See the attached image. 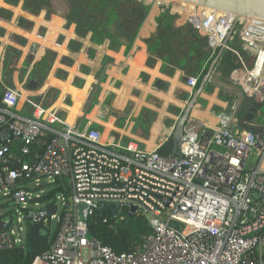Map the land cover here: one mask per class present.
Segmentation results:
<instances>
[{
	"label": "built area",
	"instance_id": "built-area-1",
	"mask_svg": "<svg viewBox=\"0 0 264 264\" xmlns=\"http://www.w3.org/2000/svg\"><path fill=\"white\" fill-rule=\"evenodd\" d=\"M182 4L176 12L214 52L228 39L224 54L234 57L237 69L227 80L257 107L255 125L236 131L231 116L217 124L192 117L179 154L166 157L136 142H104L101 130L69 124L60 109L40 105L23 115L18 92L4 87L0 194L14 202L18 230L14 219L3 220L10 225L0 230V252L25 250L28 220L47 205L57 207L41 224L51 233L62 201L54 242L33 264H264V19ZM198 82L186 81L192 90ZM43 181L61 188L59 196L43 201L48 193L34 195ZM102 204V213L109 209L116 224L132 208L148 220L152 233L137 251L118 254L90 237L87 223Z\"/></svg>",
	"mask_w": 264,
	"mask_h": 264
},
{
	"label": "crops",
	"instance_id": "crops-1",
	"mask_svg": "<svg viewBox=\"0 0 264 264\" xmlns=\"http://www.w3.org/2000/svg\"><path fill=\"white\" fill-rule=\"evenodd\" d=\"M2 3L3 5H0V96L6 84L4 62L10 59L15 63L11 82L12 88L18 92L20 97L19 112L26 115L24 114L26 104H32L34 107L36 105L31 103V100L40 97V104L46 105V108L62 110L61 117L66 121L72 114V117L76 116L73 124L78 123L82 126L91 124L101 130L104 142L115 144L136 142L145 149L151 138L153 125L160 126L155 140L156 147L153 151L161 150L171 139L174 126L187 106L185 95L187 91L192 92V89L187 86V77L184 72L167 68L164 71L163 62L155 58L151 60L148 53V47L144 41L156 31V18L160 13H156V17L151 20L148 19L140 31V38L132 48L122 47L114 51L110 40L97 45L93 42L92 33L82 38L76 34L74 27L64 30L71 31L72 37H68L64 32L57 35L55 30L49 32L48 23L55 19L48 20L47 11L45 12L47 8L44 11L41 10L40 14L33 15L24 9V2L21 3L22 6L20 3L17 6L9 5L6 0H2ZM16 8L20 9L17 13ZM40 18L42 22L38 24V20L35 19ZM172 24L169 33L177 36L180 28L177 29ZM191 37L184 40V44L188 47L195 44V40ZM8 48L20 52V58L17 59L12 54H8ZM48 52H54L57 59L50 72L44 75L46 79L42 87L38 88L36 87L38 85L36 82L40 79L37 75L40 69L38 65L46 58ZM133 67L138 68L137 76L131 73ZM59 70L67 75L65 79H60L56 75ZM216 75L228 79L234 74L229 73L222 76L220 64ZM50 78L58 82L70 80L71 86L67 92L72 94L62 97V86L50 85ZM76 82L80 87H77ZM211 85L214 84H209L199 97L198 104L194 107L190 118L193 117L198 122L217 124L219 121L215 122V117L217 116L220 120L217 108L224 107L226 104L220 99L219 93L208 94ZM52 89L58 91L55 94L58 97L55 100L51 98L50 103L46 104L47 96ZM216 89L221 91L218 86ZM122 90H129L128 98L122 107H118V93ZM93 101L94 106H90ZM201 101L206 102V105ZM60 102L65 107H59ZM73 106H78L75 107L78 109L71 110ZM129 106L135 109V116L126 121V127L123 121L120 127H116L117 119L108 117V111L111 109L123 114ZM141 116L144 117L142 122H140ZM250 119L251 117L248 116V123H235V125L232 124V128L234 127L236 131L251 129L255 123L254 117ZM136 122H140L141 125L136 126ZM141 126L142 129H140ZM108 129H111L109 136H104Z\"/></svg>",
	"mask_w": 264,
	"mask_h": 264
},
{
	"label": "trees",
	"instance_id": "trees-1",
	"mask_svg": "<svg viewBox=\"0 0 264 264\" xmlns=\"http://www.w3.org/2000/svg\"><path fill=\"white\" fill-rule=\"evenodd\" d=\"M49 0H6V3L12 6H17L20 2H24V9L28 12L38 15L41 10L46 9ZM152 7L145 2H138L137 0H72V8L70 10L68 21L70 24L76 25V34L82 38L87 34L92 33L93 42L97 45L103 44L105 40L111 41V47L114 51H118L122 47L130 49L134 46L140 31L151 13ZM173 16L168 8H160V14L156 18L157 28L154 33H151L145 40L148 47V53L151 60L159 59L163 62V70L175 69L180 70L186 74L187 78L195 77L199 79V86L202 78L206 75L208 68L215 58L217 52L213 54L201 50L198 45L203 38L193 32L186 24L183 18V26L191 31L192 36L196 38L194 50L187 53L181 50L178 39L169 40L167 38V31L173 23ZM185 23V25H184ZM178 29V28H177ZM169 32V31H168ZM7 53L12 54L17 59L20 58V52L12 48H8ZM38 67V76L41 80L45 78L56 60V54L48 52ZM15 58V59H16ZM15 63L10 59L4 62L5 83L9 87H13L11 76L14 72ZM237 69L236 60L231 54H227L221 61V70H225V74H235ZM134 70V71H133ZM138 68L133 67L131 73L137 76ZM59 77H65L66 74L58 71L56 74ZM40 80V79H39ZM216 89L215 85H211L209 94ZM226 97L221 96L223 102H228L229 109L233 111V107L238 100V96L225 89H220ZM58 96L53 97L55 100ZM32 108V104H26L24 114L28 109ZM46 108V105H44ZM253 112H257V107L248 99L244 101L235 117V123L247 122L248 116ZM254 113V114H255ZM3 136L0 134V142ZM174 141L172 138L159 150L162 156H174ZM61 192V188L51 190L44 196L43 201L53 199ZM108 214V223L104 221ZM34 219V218H33ZM32 218L28 220L29 236L33 232L34 227L31 223ZM88 233L90 237L99 240L104 246L111 247L116 253H131L137 251L141 247L144 236L152 233V228L148 220L141 215H134L129 217L126 215L123 222L115 223V219L111 217V212L106 210L104 213H96V215L88 221ZM27 240V247L23 249H14L10 251L0 252V264H33L38 256L45 254L51 247L55 239V233L40 235L36 238Z\"/></svg>",
	"mask_w": 264,
	"mask_h": 264
},
{
	"label": "rangeland",
	"instance_id": "rangeland-1",
	"mask_svg": "<svg viewBox=\"0 0 264 264\" xmlns=\"http://www.w3.org/2000/svg\"><path fill=\"white\" fill-rule=\"evenodd\" d=\"M138 1V0H137ZM145 1V0H144ZM159 1H161V0H154L153 2H152V4H150V6L152 7V10H151V13H150V15H149V17H148V19H152V18H154V17H156V13H160V9H159V3L160 4H162V5H164V6H162L161 8H163V7H165V8H168V9H170V12H171V14L173 15V16H175V19H173V23L174 24H172V25H175V28H180V30H179V34L176 36L175 34H170L168 31H170V29H168V31H167V38L170 40H175V39H178L177 41L179 42V45H180V47H181V50L183 51V52H185V53H187L188 51H190V50H194L193 48H195V46L193 47V46H187V45H185L184 44V40L186 39V38H189V37H191V31H189L186 27H182L183 26V21L185 20V18H184V15L183 16H181V14L180 13H177L176 11H177V9L178 10H180L179 8H177L178 6V4H175V3H173V2H166V1H161V2H159ZM139 2V1H138ZM147 2H151V0H147ZM147 2H145V3H147ZM22 2H20V5L22 6L23 4H21ZM48 4H49V6L47 7V10H45V12H46V15H47V18H48V20L50 21V18H52L54 15H56V16H58V15H60V16H62L61 18L62 19H64V21H65V29L66 30H70L72 27H74V30H75V32H76V25L75 24H70L69 23V21H68V18H69V14H70V10H71V8H72V0H64V1H62V0H56V1H54V0H49L48 1ZM148 5H149V3H148ZM61 7H62V9H61ZM43 11H44V9H43ZM156 11H159V12H156ZM42 12V11H41ZM40 12V13H41ZM39 13V14H40ZM60 13V14H59ZM180 14V15H179ZM32 15V14H31ZM34 15V14H33ZM60 16H58V17H60ZM183 18H184V20H183ZM148 19L146 20V22L144 23V25L147 23V21H148ZM143 25V26H144ZM184 25H185V23H184ZM140 38V34H139V36H138V39ZM191 38H193L195 41H196V38L194 37V36H192ZM138 39L136 40V41H138ZM145 39V38H144ZM145 42V41H144ZM136 43V42H135ZM198 45H200L201 47V50H203V51H206V52H211L212 54H213V52H214V49H213V47H212V44L207 40V39H205V41L202 39V40H200L199 41V43H198ZM53 54H55L54 52H53ZM225 55H227V54H224V56ZM46 56H49V53H47V55ZM56 59H57V55H56ZM13 63H14V61L13 60H11ZM53 63H55V62H53ZM220 63V62H219ZM219 65V64H218ZM53 67V66H52ZM219 67V66H218ZM60 71V70H59ZM224 72H226L225 70H223ZM222 70H221V74H222V76H226V74L223 72ZM38 72V71H37ZM56 74H58V71H57V73ZM37 75H39L38 73H37ZM235 75V74H234ZM233 75V76H234ZM229 77L228 79H234V77ZM237 76V75H236ZM40 77V76H39ZM59 77V76H58ZM67 77V75L65 76V77H59L60 79H65ZM222 78V77H221ZM224 78V77H223ZM44 79H46V77L44 78ZM44 79H42L41 80V77H40V80H38V82H36V83H38V85L36 86V87H42V85H43V83H44ZM32 82H30V84H31ZM29 84V85H30ZM55 85V84H54ZM76 85H77V87H80V86H78V83L76 82ZM6 88H10V89H13L14 90V88H12V87H9L7 84H5L4 85ZM35 87V88H36ZM210 88H211V86H210ZM3 89H4V87H3ZM195 90V89H194ZM194 90H192V92L194 93ZM58 91L57 90H54V89H52V91H50V93L48 94V96H47V99H46V104L47 103H50V99L52 98L53 99V97H56V96H58V95H55L56 93H57ZM192 92H188L187 91V95H185L186 97H185V100H186V103H188L189 102V100L191 99V93ZM208 92H209V90H208ZM192 93V94H193ZM214 93H219L218 95H219V97H220V99H221V96L222 97H225V95H224V93H221V91L219 92L217 89H214L213 90V94ZM52 94H54V96L52 95ZM209 94V93H208ZM40 97H37V98H34L33 100H31V103H34L36 106H40L41 104H40ZM201 103H203V104H205L206 102H204V101H201ZM226 105L223 107L222 105V107H216L217 109H219V110H217L219 113H220V117H230V116H232V113H233V111L232 110H228V106H229V104H228V102H224ZM94 104H95V102L93 101V102H91V105L90 106H94ZM206 105V104H205ZM42 107H44L43 105H42ZM33 110H34V108H31V106H30V108L28 109V111L30 112L29 114H31L32 112H33ZM89 111V110H88ZM260 112H261V117L259 118V123L261 124V125H264V120H263V117H264V112L262 111V110H259ZM258 111V112H259ZM134 112H135V109L133 108V107H131V106H129V107H127L126 108V110L124 111V113L123 114H121V113H118L117 111H112L111 109H110V111H108V117H115L116 119H117V122H116V127L118 126V127H120L123 123H122V121L124 122V126H125V124H126V121H128L131 117H133V116H135L134 115ZM65 115V114H64ZM75 117L76 116H73L72 117V114H70L69 115V119H67V121H68V123H70V124H73L74 123V121H75ZM128 118V119H127ZM127 119V120H126ZM253 119V118H252ZM142 120H144V117L143 116H141L140 117V122H142ZM150 120H151V118H150ZM140 122H136V126L138 125H141V123ZM251 122V121H250ZM249 122V123H250ZM122 123V124H121ZM243 123H246V122H243ZM248 123V122H247ZM121 124V125H120ZM233 125H235L234 124V121H233ZM109 126V128H110V125H108ZM135 126V127H136ZM126 127V126H125ZM175 127V126H174ZM140 129H142V126L140 127ZM232 129H234V127L232 128ZM110 130L111 129H108V134H107V132H106V134L109 136V133H110ZM254 131H256V133H258V134H260V130H254ZM254 157V156H253ZM42 183V186H41V188L40 189H37V190H35V191H33V193H34V195H36V196H42L43 194H47V193H49L51 190H53V186L52 185H50L49 184V182H47V181H43V182H41ZM51 183V182H50ZM29 186H35V184L34 183H32V184H30ZM41 191H43V193H41ZM58 196H59V194H57ZM32 204V209H36L35 207H34V202H32L31 203ZM57 204H58V206L60 207V209H59V212H58V214H57V219L56 220H53L52 222H51V235L53 234V232L55 231V229H56V227H57V224H58V219L60 218V216H61V214H62V212H63V210H64V206H63V202L62 201H59V202H57ZM13 209H14V202L12 201V199H11V197H3V194H0V219H2V220H5V221H10L11 219H14V226H13V228L14 229H16V230H18V225L16 224V215H12L13 214ZM177 228H179V229H182V226H176ZM48 232H49V230H47V229H44V228H42L41 229V234H43V235H46V234H48Z\"/></svg>",
	"mask_w": 264,
	"mask_h": 264
},
{
	"label": "water",
	"instance_id": "water-1",
	"mask_svg": "<svg viewBox=\"0 0 264 264\" xmlns=\"http://www.w3.org/2000/svg\"><path fill=\"white\" fill-rule=\"evenodd\" d=\"M171 1H179V2H185V3H191L196 4L199 6H205L209 8H214L226 12H231L237 14L239 17L245 16V17H254L259 19H264V0H171ZM228 44V39L224 42V46L218 50L215 58L212 60L208 71L206 75L202 78L199 86L194 90V93L191 96V99L187 103V106L185 110L183 111L181 117L177 121L173 133H172V140L174 141V154H179V147L182 144L184 140V135L186 133V126L189 123L190 114L192 113L194 107L198 104L199 97L201 94L206 90V88L209 86V84H214L218 86L221 89L229 90L233 93H235L238 96V100L236 103V106L233 110L231 120L234 121L238 111L240 110V107L244 101V95L242 91L236 87L232 82L228 81L225 78H220L216 75V71L218 68V63L222 59L225 51L224 47ZM253 112L250 117H254ZM261 135L259 134V138ZM257 148L261 149L262 147L260 144H257ZM105 204L101 205L100 213L103 212ZM84 206L81 207L83 209ZM119 207L114 208L112 210L113 216H117ZM57 211L56 206L47 205L44 210H40L39 213L36 214V216L33 219V227L34 230L30 234L29 239L36 238L41 233V224L42 221L47 218L54 215ZM137 212V208H132V213L129 215V217L134 216V214ZM10 223L4 222L2 219H0V230H3V228L9 226Z\"/></svg>",
	"mask_w": 264,
	"mask_h": 264
},
{
	"label": "flooded vegetation",
	"instance_id": "flooded-vegetation-1",
	"mask_svg": "<svg viewBox=\"0 0 264 264\" xmlns=\"http://www.w3.org/2000/svg\"><path fill=\"white\" fill-rule=\"evenodd\" d=\"M54 1H56V0H54ZM60 1V0H59ZM62 1H64V0H62ZM143 2H147V0H142ZM0 5H3V3H2V0H0ZM63 10V9H62ZM15 12H16V9H15ZM64 26H65V21H64V19H62V18H60L59 20H57V21H55L54 23H52L51 24V26H50V30H55V32H57L56 34L57 35H59V34H61V33H66L67 34V36L68 37H72L73 36V33L71 32V31H64L65 30V28H64ZM50 82V85H60V86H62V97L63 96H66L67 95V91H68V89L70 88V86H71V82H70V80H68L67 82H58V81H56L55 79H53V78H50V80H49ZM65 85V86H64ZM128 92H129V90H122V91H119V98H118V102H117V106L118 107H122L123 105H124V103H125V101L127 100V96H128ZM74 105H75V103H74ZM63 106H61V108H62ZM75 107H78V106H73L72 108L73 109H71V110H76V109H78V108H75ZM159 120H160V118H159ZM158 121V120H157ZM157 121H156V123H157ZM159 124H160V122H159ZM160 130V126L159 125H153V127H152V135H151V138L149 139V141H148V145H147V147H149L151 144H153V142L155 143L156 141V137H157V135L159 134L158 133V131ZM107 134H108V131H107ZM107 134H105L104 136H106Z\"/></svg>",
	"mask_w": 264,
	"mask_h": 264
},
{
	"label": "bare ground",
	"instance_id": "bare-ground-1",
	"mask_svg": "<svg viewBox=\"0 0 264 264\" xmlns=\"http://www.w3.org/2000/svg\"><path fill=\"white\" fill-rule=\"evenodd\" d=\"M161 1H166V2H173V3H175V4H178L177 6V8H180V10H182L183 9V4L182 3H185V2H179V1H171V0H161ZM209 8V7H208ZM61 9H62V7H61ZM20 9L19 8H16V13H17V11H19ZM178 10V9H177ZM30 18H32V17H30ZM61 17H58V16H54V17H52V19H55V21H57V20H59ZM34 19V18H33ZM36 21H37V23L38 24H40L41 22H42V19L40 18V19H35ZM54 20H51V22L50 23H48V28H50V26H51V24L52 23H54L55 22ZM44 23V22H43ZM52 30H50L49 29V32H51ZM35 41H37L36 39H35ZM223 57H224V55H223ZM223 57H222V59H223ZM222 59H221V61H222ZM221 61H220V63H219V65L221 64ZM218 65V66H219ZM218 69V68H217ZM23 93V92H22ZM67 94H69V95H71L72 93H70V92H68ZM23 96H24V94H23ZM24 97H26V96H24ZM64 97V96H63ZM61 106H63L62 104H61V102L59 103V107H61ZM63 107H65V106H63ZM68 110V109H67ZM196 114H197V111H196ZM215 119H216V121L215 122H218L219 120H218V117L216 116L215 117ZM156 144L153 142V144H151L149 147H145V149L147 150V151H153V149L156 147L155 146Z\"/></svg>",
	"mask_w": 264,
	"mask_h": 264
}]
</instances>
